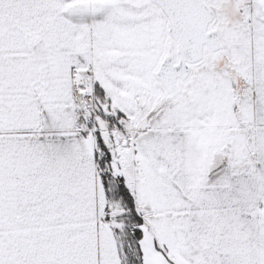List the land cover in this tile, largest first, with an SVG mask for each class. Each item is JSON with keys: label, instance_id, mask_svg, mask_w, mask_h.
<instances>
[{"label": "snow or ice", "instance_id": "6c2138e0", "mask_svg": "<svg viewBox=\"0 0 264 264\" xmlns=\"http://www.w3.org/2000/svg\"><path fill=\"white\" fill-rule=\"evenodd\" d=\"M0 264H264V0H0Z\"/></svg>", "mask_w": 264, "mask_h": 264}]
</instances>
